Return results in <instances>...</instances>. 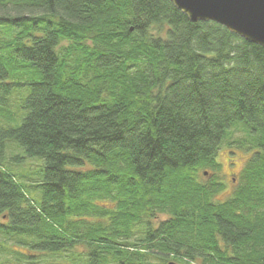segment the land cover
Segmentation results:
<instances>
[{
    "label": "trees",
    "instance_id": "16d2710c",
    "mask_svg": "<svg viewBox=\"0 0 264 264\" xmlns=\"http://www.w3.org/2000/svg\"><path fill=\"white\" fill-rule=\"evenodd\" d=\"M225 143L249 158L218 200ZM0 237L32 264H264V46L168 0H0Z\"/></svg>",
    "mask_w": 264,
    "mask_h": 264
},
{
    "label": "water",
    "instance_id": "95a60500",
    "mask_svg": "<svg viewBox=\"0 0 264 264\" xmlns=\"http://www.w3.org/2000/svg\"><path fill=\"white\" fill-rule=\"evenodd\" d=\"M168 1L192 22L212 21L248 42L264 46V0ZM168 264L178 263L169 261Z\"/></svg>",
    "mask_w": 264,
    "mask_h": 264
},
{
    "label": "rangeland",
    "instance_id": "374dc122",
    "mask_svg": "<svg viewBox=\"0 0 264 264\" xmlns=\"http://www.w3.org/2000/svg\"><path fill=\"white\" fill-rule=\"evenodd\" d=\"M15 95L12 96L11 100V107L10 110L13 109V104L15 103ZM17 101V100H16ZM240 133L234 134L232 139L235 136H239ZM17 154H20V151L15 150L14 152H7V158H6V167L16 171L18 173H23L26 176L28 173L32 172V170L37 165L36 161L28 160V159H22L20 163H16L15 160H13V156ZM249 158V152H246L243 149L237 148L234 145H228L223 144L217 154L216 160L220 164L219 171L215 172L211 169H204L200 170L198 173L200 174L201 180H209L213 177V175L218 176V181L223 184L222 189L215 195V198L218 200H223L226 197L230 196L238 179V176L244 167L247 159ZM206 171L207 174L203 175L202 172ZM4 241L2 237H0V242ZM8 245L10 241H7ZM10 246V245H9ZM13 249H17L23 253H27L24 248H17L12 246ZM28 254V253H27ZM42 254V255H41ZM49 253H40L37 254L36 257H33V261H37L36 264H68L70 261L65 256L60 255H47ZM14 254H2L0 255V264H32L30 263V260L25 258L17 259ZM173 261V260H170ZM178 264H181L178 261H173ZM71 264V263H70ZM75 264H82L80 261L76 260Z\"/></svg>",
    "mask_w": 264,
    "mask_h": 264
}]
</instances>
